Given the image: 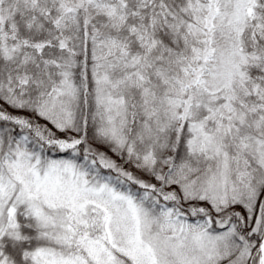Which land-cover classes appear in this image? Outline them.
<instances>
[{
	"label": "snow or ice",
	"instance_id": "1",
	"mask_svg": "<svg viewBox=\"0 0 264 264\" xmlns=\"http://www.w3.org/2000/svg\"><path fill=\"white\" fill-rule=\"evenodd\" d=\"M0 264H264V0H0Z\"/></svg>",
	"mask_w": 264,
	"mask_h": 264
}]
</instances>
